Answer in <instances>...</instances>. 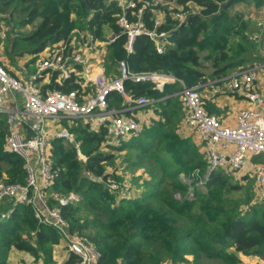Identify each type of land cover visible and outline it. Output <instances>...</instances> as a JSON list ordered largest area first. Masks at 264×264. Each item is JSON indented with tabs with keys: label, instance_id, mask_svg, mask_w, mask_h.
I'll use <instances>...</instances> for the list:
<instances>
[{
	"label": "trees",
	"instance_id": "trees-1",
	"mask_svg": "<svg viewBox=\"0 0 264 264\" xmlns=\"http://www.w3.org/2000/svg\"><path fill=\"white\" fill-rule=\"evenodd\" d=\"M249 1L264 5V0H179L185 10L190 3L200 8L186 15L185 25L174 20L172 13L176 10L172 8L161 5L147 9L143 16L147 29L167 34L163 54L156 51L155 41L141 36L135 41L133 53L127 55V37L117 24L120 9L112 0H0V19L34 26L29 34L14 37L13 53L18 50L19 54L38 55L50 45L68 42L75 30L90 31L100 41L112 32L118 38L107 46V74L115 73L118 61L126 59L134 72L172 74L192 87L204 79L200 52H207L205 58L212 60L214 75L220 77L255 67V60H260L261 40L257 35L261 37V33H254L252 24L242 15L230 13L235 4ZM154 10L165 12L164 22L158 27ZM14 15L20 17L16 23H12ZM76 88L67 81L57 84L54 77L41 90L46 94ZM177 90L176 85L159 92L151 84L126 83V91L135 98L167 97L154 104L161 119L117 148L120 153L133 150L121 163L122 168L148 165L147 177H138L145 187L142 198L121 199L90 179L109 169L118 182L128 179L118 176L121 168L115 153L103 152V128L82 124L70 129L79 134L86 161L78 160L74 145L66 146L61 139L52 142L56 178L51 191L79 197L78 202L61 207V213L72 233L93 241L100 254L99 264H203L206 260L240 264L239 254L264 259V204L253 202V180L242 177L241 181L249 180L246 186L232 182V175L223 170L211 173L207 181L192 177L197 171L203 177L207 162L192 140L177 132L182 118L180 102L173 95ZM122 102L117 93L110 97L111 106L120 107ZM7 131L6 120L0 116V179L5 175L7 183L23 184V161L4 151ZM239 192L243 199L229 197ZM60 237L57 230L39 223L31 204L15 205L10 198L0 203V264H11L12 249L27 252L35 262L55 264L52 256L61 244ZM77 261L69 253L63 264Z\"/></svg>",
	"mask_w": 264,
	"mask_h": 264
},
{
	"label": "built area",
	"instance_id": "built-area-1",
	"mask_svg": "<svg viewBox=\"0 0 264 264\" xmlns=\"http://www.w3.org/2000/svg\"><path fill=\"white\" fill-rule=\"evenodd\" d=\"M112 1L120 9L117 24L127 37L124 45L127 55L133 53L135 41L141 36L155 41L156 51L163 54L167 34L148 30L143 16L147 9L165 5L160 0ZM153 13L157 15L154 24L158 27L164 22L165 12L154 10ZM172 16L180 23L186 19L177 11ZM74 34L77 36L73 37ZM3 37L0 22V42ZM117 38L118 35L112 34L100 41L90 31L75 30L68 42L46 47L37 55L34 72L20 78L11 75L0 63V116L8 125L4 151L21 158L26 171L23 184L0 179V203L10 198L15 205L31 204L39 223L54 228L65 240L68 253L78 258L76 264H99L100 254L91 239L70 231L61 213V207L78 202L79 197L74 193L64 196L51 191L56 178L52 142L61 139L74 145L78 159L86 161L81 143L70 130L73 125L84 121L91 122L93 129L103 128L106 134L102 147L108 149L119 148L122 141L137 137L145 127L149 128L150 125H141L139 115L167 97L135 98L126 91V83L151 84L159 92H164L168 85H176L178 90L173 95L178 97L183 110L178 132L195 134L200 139L207 162L205 181L211 173L220 170L249 177L254 180L253 202L264 204V114L250 106L239 110L233 126H224L216 115L207 111V99L200 85L190 87L163 72H134L126 59L118 61L116 73L111 76L103 72L95 74V55L100 52L99 64L102 65L107 54L103 48ZM52 75L59 84L75 81V75L81 76L80 87L69 92L54 90L43 94L39 81ZM256 79V72H244L226 83L206 88L207 95L213 98L227 92L241 93L250 103L260 104L264 97L254 90ZM114 93L123 98L118 108L110 104ZM17 95L24 99L22 110L7 104L8 96L16 99ZM23 129L30 136H24ZM90 179L105 185L121 199L133 198L128 179L118 182L112 169L104 175H91ZM55 203L57 206L53 205Z\"/></svg>",
	"mask_w": 264,
	"mask_h": 264
},
{
	"label": "crops",
	"instance_id": "crops-1",
	"mask_svg": "<svg viewBox=\"0 0 264 264\" xmlns=\"http://www.w3.org/2000/svg\"><path fill=\"white\" fill-rule=\"evenodd\" d=\"M160 1L162 2V4L165 5V7H168L169 9L172 8L170 1H167V0H160ZM235 6H242L243 8H245L247 10L257 9V10H260L258 12L260 14L262 12H264V5L263 6H257V4L254 1H249L248 3L239 2V3L235 4ZM242 16H243V20L250 22L252 24L254 33L260 32L262 34L264 32L263 27H258L259 23H257V21L249 20L244 15H242ZM2 26H3V24H2ZM3 29H4V26H3ZM107 31H106V33H107ZM4 32H5V29H4ZM112 34H113L112 32L108 33L106 35V39ZM74 36H77V35L74 34L73 37ZM75 40H77V39H75ZM103 49L105 51L107 50V53H108V49L106 47H104ZM99 53L96 54L95 58H94L93 67L96 68L95 74H97L98 72H100V73L103 72L106 75H110V76L112 74H115L116 69H115V73L110 72L107 74V72L105 70L106 57H105V62L102 65L99 64V62H100ZM106 56H107V54H106ZM36 58H37L36 54L13 53L12 47L11 46L7 47L4 40H1V42H0V63L10 72L11 75H13L15 77H18V78L24 77L27 73L30 74V73L34 72L35 61L37 60ZM257 65L259 67L264 66L261 64H256V66ZM53 78H54V76L52 75L50 77H46V78L41 79L39 81V87L41 88L45 85L50 84L53 81ZM75 78H76L75 79L76 82L71 81V82H68V84L74 85L77 88H79L80 84H78V83H81V76L75 75ZM56 79L57 78L55 77V82H56ZM57 84H59V83H57ZM254 90L256 92L260 93L261 95H263V97H264V74L257 75V79H256V82L254 85ZM202 92L207 99V105H206L207 111L210 112V110H211V114L216 115L222 121V124L224 126H233L235 124L236 115L239 112V110L250 107V106L261 111L264 114V102H262L260 104H256V103L252 104L248 101L247 97L241 93L238 94V93H228L227 92V93H223L217 97L212 98V97L207 95V93H208L207 90H204ZM6 101H7V104H12V106L14 108H17L18 110H22L24 108V99L20 95H17L16 99L10 98V96H8L6 98ZM181 110H182V106H181ZM182 117H183V110H182ZM160 119L161 118H160V116H158L156 110L150 111V109H148L146 112H142L139 115V120H140V123L142 126L152 125L154 122L159 121ZM88 124L93 125L91 122ZM91 129H93V128H91ZM22 132H23L24 136H26V137L30 136L27 134L25 129H23ZM177 132H178V129H177ZM72 133L76 138V136H77L76 132H72ZM178 134L183 138L188 137L189 139L193 140L195 146L202 153L203 150H202V146H201V141L197 137V135L191 134V133H185V132L184 133L178 132ZM76 141H78L79 143L81 142L77 138H76ZM238 175L240 177H242V175L237 174V176ZM63 244L64 243H61L60 245L56 246V248L57 247L61 248V249L65 248V245H63ZM68 255H69V253L65 249L63 252V257L61 258L63 260L62 261L63 263L67 259ZM238 257L240 259V264L243 262V260H247L246 256H244L243 254H239ZM17 258L25 259L27 261V264H41L40 263L41 260H39L38 262H35L34 258L30 254H28L27 252L12 249L10 251V254H9V263L19 264L20 261ZM54 258H57V256L55 255ZM189 259L191 260L192 258H189ZM259 261H258L259 264H264V260L263 261L259 260Z\"/></svg>",
	"mask_w": 264,
	"mask_h": 264
},
{
	"label": "rangeland",
	"instance_id": "rangeland-1",
	"mask_svg": "<svg viewBox=\"0 0 264 264\" xmlns=\"http://www.w3.org/2000/svg\"><path fill=\"white\" fill-rule=\"evenodd\" d=\"M170 2H171V6H172L173 10H176L177 12H180V13L184 14L185 16L188 15V13H190L191 11L192 12H197L200 9L199 6H197L194 3L188 4L187 5V7H188L187 10H185L184 7L179 4V0H170ZM259 11L260 10H257V9H255V10L254 9L247 10V9L243 8L242 6H235L230 13L232 15L235 14V13L238 14V15H244L249 20L257 21V23H259L258 27H263L264 28V12H262L260 14V13H258ZM19 19H20V17L18 15L17 16L14 15L12 23H16L17 21H19ZM0 22H1V24H3L4 29H5L4 37H3L2 40L5 41V44H6L7 47L12 45L13 39H14L15 36L27 35L33 30V27H34L33 25H31V26H22L20 24H16V25L14 24L13 25V24H9L6 21H0ZM257 37L261 40L260 49H259L260 53H259V56H258V57H260V60H255V65L256 64L264 65V32L261 34V37L259 35H257ZM18 52L19 51L16 50L14 53H18ZM206 54H207V52H200V58H201V63H202L201 71H202V73L204 75V79L201 80L202 82H199V85L203 88L202 91L206 90V88H209L211 86H215V85H218V84L226 83L229 80H231L233 77H235L236 75H240L241 73H244V72H253L254 71V72L257 73V75L264 74V66L259 67L257 65V66L254 67V68H256V70H253V68L244 67L243 70L238 71V72H234L231 75H229V74L227 76L222 75V77L215 76L214 75L213 62H212V60H209V59L205 58ZM204 81H206V82H204ZM155 108H156V106L149 107L150 111H155ZM181 120H182V118H181ZM82 122L73 125L71 127V129L76 128V127H80L82 124H88L87 122H84V121H82ZM76 135H77L76 138L79 141H81L78 138L79 134L77 132H76ZM192 142L194 143L193 140H192ZM63 143H64V145L69 146V144H67L65 142H63ZM103 152L107 153V154L115 153V155H116L115 160H116L117 163H119V165H118L119 168H121V170L117 171L118 176L122 177V175H123V177H128L127 181H129L128 183L131 186L132 195H133L134 199L142 198L143 197L142 193H144L145 187L142 186V184H141V181L143 179L141 180L139 178L140 179L139 180L138 177H139V175L146 176L145 173H146V170L148 169V165L145 164L141 168H139V167L129 168L128 166H127L128 168H125V166L122 168L121 163L126 160L125 157L127 156L128 153L131 154L133 152L132 149H125V151L120 153L117 150V148L108 149V148L105 147V148H103ZM79 161H81V160H79ZM224 173H228V174L232 175V177H233V181L232 182L238 181L239 183H241L242 185H245V186L249 184V182H248L249 180L248 179H245L244 181H241L242 177H240L239 175L237 176V174H234V173L229 172V171H225ZM3 176L4 177L2 179L5 180L6 176L5 175H3ZM182 176H184V175H182ZM192 177L195 178V179H199L200 178V180H202V181L205 178V176L199 177V171L194 172L192 174ZM249 179H251V178H249ZM251 180H253V179H251ZM253 184H254V180H253ZM232 196H233V198H240V199L244 198V195L241 192L229 194V197H232ZM252 197L254 198V195H252ZM60 239H61V243H64L63 245H65V248H62V249L58 248V247L54 248L52 257H54L55 255L57 256V258H54V261L56 262L55 264H63V262H62L63 260L61 258L63 257L64 250L66 249V251H67V244L65 242H62V240H64L63 238L60 237ZM244 256H246L247 260H243V262L241 264H259V262H260L259 260H261V261L264 260L263 258H261V257H259L257 255H244ZM17 259L20 261L19 264H27V261L25 259H23V258H17ZM40 263L43 264L42 261H40ZM181 264H183V263H181ZM203 264H221V263L219 261H215V260L214 261L213 260L212 261L206 260V261H204Z\"/></svg>",
	"mask_w": 264,
	"mask_h": 264
},
{
	"label": "water",
	"instance_id": "water-1",
	"mask_svg": "<svg viewBox=\"0 0 264 264\" xmlns=\"http://www.w3.org/2000/svg\"><path fill=\"white\" fill-rule=\"evenodd\" d=\"M183 25H185V23H183Z\"/></svg>",
	"mask_w": 264,
	"mask_h": 264
}]
</instances>
